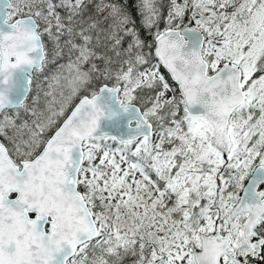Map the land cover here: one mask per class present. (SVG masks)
<instances>
[{
	"label": "snow or ice",
	"instance_id": "1",
	"mask_svg": "<svg viewBox=\"0 0 264 264\" xmlns=\"http://www.w3.org/2000/svg\"><path fill=\"white\" fill-rule=\"evenodd\" d=\"M0 264H264V0H0Z\"/></svg>",
	"mask_w": 264,
	"mask_h": 264
}]
</instances>
